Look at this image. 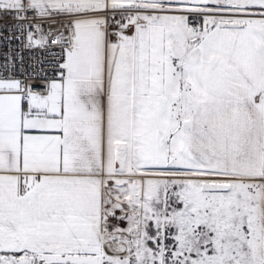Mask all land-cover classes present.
<instances>
[{
    "label": "snow or ice",
    "instance_id": "1",
    "mask_svg": "<svg viewBox=\"0 0 264 264\" xmlns=\"http://www.w3.org/2000/svg\"><path fill=\"white\" fill-rule=\"evenodd\" d=\"M0 264H264V0H0Z\"/></svg>",
    "mask_w": 264,
    "mask_h": 264
}]
</instances>
